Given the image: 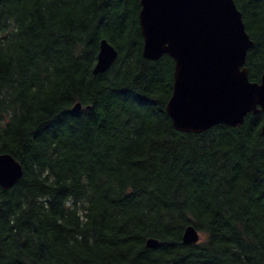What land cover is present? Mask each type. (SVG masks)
<instances>
[{"label": "trees", "instance_id": "obj_1", "mask_svg": "<svg viewBox=\"0 0 264 264\" xmlns=\"http://www.w3.org/2000/svg\"><path fill=\"white\" fill-rule=\"evenodd\" d=\"M235 2L260 81L264 0ZM140 10L0 2V153L23 170L0 185V264H264V114L177 130L175 61L144 57ZM104 38L118 57L95 74ZM188 225L203 240L185 243Z\"/></svg>", "mask_w": 264, "mask_h": 264}, {"label": "water", "instance_id": "obj_2", "mask_svg": "<svg viewBox=\"0 0 264 264\" xmlns=\"http://www.w3.org/2000/svg\"><path fill=\"white\" fill-rule=\"evenodd\" d=\"M139 22L144 57L158 60L167 54L175 61L166 111L177 130L238 126L249 113L264 114V70L260 81L250 80L246 59L255 42L235 0H141ZM117 57L115 46L102 39L93 72L106 71ZM22 172L11 154L0 153V185L12 187ZM183 240L198 243L201 233L188 225ZM147 245L157 247L159 241L150 238Z\"/></svg>", "mask_w": 264, "mask_h": 264}, {"label": "rangeland", "instance_id": "obj_3", "mask_svg": "<svg viewBox=\"0 0 264 264\" xmlns=\"http://www.w3.org/2000/svg\"><path fill=\"white\" fill-rule=\"evenodd\" d=\"M203 238H204V236H203V234H201V240H203Z\"/></svg>", "mask_w": 264, "mask_h": 264}]
</instances>
